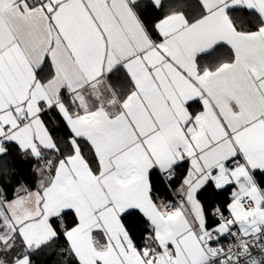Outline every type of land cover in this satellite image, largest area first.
<instances>
[{"label": "snow or ice", "instance_id": "6c2138e0", "mask_svg": "<svg viewBox=\"0 0 264 264\" xmlns=\"http://www.w3.org/2000/svg\"><path fill=\"white\" fill-rule=\"evenodd\" d=\"M0 264H264V0H0Z\"/></svg>", "mask_w": 264, "mask_h": 264}, {"label": "trees", "instance_id": "16d2710c", "mask_svg": "<svg viewBox=\"0 0 264 264\" xmlns=\"http://www.w3.org/2000/svg\"><path fill=\"white\" fill-rule=\"evenodd\" d=\"M21 167L25 169V175L31 172V167H29L28 165H21Z\"/></svg>", "mask_w": 264, "mask_h": 264}]
</instances>
